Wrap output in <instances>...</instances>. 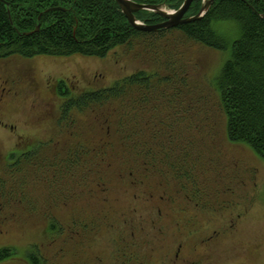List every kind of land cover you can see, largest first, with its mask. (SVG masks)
I'll use <instances>...</instances> for the list:
<instances>
[{
	"label": "rangeland",
	"instance_id": "374dc122",
	"mask_svg": "<svg viewBox=\"0 0 264 264\" xmlns=\"http://www.w3.org/2000/svg\"><path fill=\"white\" fill-rule=\"evenodd\" d=\"M224 25L223 32L233 39L235 26ZM226 58V52L171 30L139 36L104 58L0 59V179L20 188L3 200L5 214L11 211L17 222L26 221L24 234L11 236L20 250L44 230L43 215L49 210L62 226L52 232L68 251L69 258L60 264L71 261L74 250L78 256H101L106 264H122L124 256L132 257L130 264H264V162L245 145L226 138V120L213 84ZM140 71L171 79L156 83L158 93L147 115L136 121L147 124L148 139L144 131L132 135L130 121L119 125L117 113L110 116L109 145L101 119L93 121L88 112L71 111L74 134L58 123L66 101L57 91L59 82L70 96H78L112 87ZM3 90L16 95L2 98ZM4 125H14L17 131L9 133ZM120 128L131 136L121 138ZM153 130L159 140L151 139ZM19 137L41 148L43 167L30 166L11 178L3 155L18 148ZM142 141L161 156L148 162L128 157V145ZM65 155L80 157L71 172L60 173ZM33 159L23 158L15 167ZM91 166L95 168L89 171ZM186 196L208 208L195 210ZM188 219H193L190 229H199L195 238H186ZM213 231L223 236L202 247L198 237ZM179 244L183 246L177 252Z\"/></svg>",
	"mask_w": 264,
	"mask_h": 264
},
{
	"label": "trees",
	"instance_id": "16d2710c",
	"mask_svg": "<svg viewBox=\"0 0 264 264\" xmlns=\"http://www.w3.org/2000/svg\"><path fill=\"white\" fill-rule=\"evenodd\" d=\"M131 1L177 10L184 0ZM202 5L203 0H193L187 15L195 16ZM135 17L146 25L161 21L155 13L147 11H141ZM225 23L235 26L233 39L223 32ZM171 30L179 32L186 40L226 52L227 58L213 81L226 120V138L230 143L245 145L264 162V0H213L199 20L154 33L132 28L114 0H0V59L10 56L27 59L39 56L104 58L112 49L127 45L139 36ZM170 82V78L140 71L112 87L70 96L61 81L57 91L61 97H66V101L60 108L58 123L64 124L68 132L72 129L74 134L76 125L70 117L71 111L88 112L93 121L101 119L105 144L109 145V120L112 114L117 113L119 125L123 120L130 121L129 132L137 136L138 132L144 131L147 138V124H136V121L147 115L148 104L158 93L156 83ZM106 113L109 117L104 118ZM119 131L121 138L131 136L122 128ZM152 133L151 139L159 140L156 130ZM126 151L128 157L141 156L147 162L161 156L148 141L130 143ZM36 154L33 153L34 159L28 160L25 166L21 164L23 166L18 170L25 171L30 166L42 168V161ZM79 157H64L59 164V172H71ZM93 168L89 167V171ZM18 173L15 172L14 178ZM61 227L55 221L51 225L54 231H60Z\"/></svg>",
	"mask_w": 264,
	"mask_h": 264
},
{
	"label": "flooded vegetation",
	"instance_id": "af4514ba",
	"mask_svg": "<svg viewBox=\"0 0 264 264\" xmlns=\"http://www.w3.org/2000/svg\"><path fill=\"white\" fill-rule=\"evenodd\" d=\"M206 1H211L210 2V5H211L213 0H203V3ZM173 11H176V10H173ZM187 12L184 15V18H191L192 16L191 17L188 16ZM139 13L140 12L136 13L135 15L137 16ZM163 21L164 19L161 18V21L158 22L157 20L155 21L154 24H159V23H162ZM2 93H3L1 95L2 98L11 97V96L16 95V93H11V92L6 94L4 90ZM1 101L2 100L0 99V102ZM3 129L4 130L8 129L9 133H15L17 131V127L14 125L5 126ZM19 139L20 140L15 144V146H17L18 148L17 149L15 148L3 155L4 166L6 168L5 171L7 172V176L11 178L14 177V174L16 171L20 172V170L18 169L21 168L23 165H19L18 168L15 167V165L18 164L23 158L25 159L28 156H35L33 155V153H37L36 154L37 157L39 155V149H37V145L32 144L28 146L27 141L25 140L21 141L20 137ZM14 140L16 141V138H14ZM25 165L26 163H24V166ZM13 167H15V170H14V173H11L10 171L13 169ZM251 179L254 180L255 176L253 175ZM15 189L10 188V185L9 184L7 185V181L5 179H0V241H2V243H0V264H60L59 263L60 259L61 260L68 259L69 257L66 256V252L68 251L65 249V246L59 245L58 240H57L58 236L52 232L53 230L51 229V225L54 223V221L56 222V218H53L49 210H46L47 208H50L49 205L48 206L44 205L46 207L45 208L46 211L44 212V215H43L44 225H42L44 227V230L42 229L41 234L37 235L38 237L36 239L29 241L27 244L24 242V244H22V249L20 250V246L18 245L17 241L12 239L11 236H13L15 233H18L19 235H23L25 231V227H26V223H25L26 221L22 223L17 222L16 216L13 213H11V211L9 215H7V213L5 214V210H4L5 202H3V200L5 199H9V198L11 199L15 191H20L19 187L17 188V190ZM186 198L188 199L189 202H194L192 201L191 198H189V196H186ZM15 201H17V203L19 202L18 200H15ZM20 204L22 203L20 202ZM204 207L208 208L206 204H204L203 206V204H201L200 201L193 203V208L197 211H201ZM21 208L26 210L28 214H30L31 216H34L35 213L30 211L31 210L30 208H29V211L25 209V207L23 208V206ZM48 215L50 216V218ZM240 216L241 215H237V217L239 218ZM191 220L193 219H188L185 221L186 228H188L186 238H195L199 234L198 228L196 229L189 228L190 226H192ZM232 224H234V221H232ZM221 234H222L221 231H213L205 238L198 237L197 241H200L199 244L201 243L202 247L209 246V244L211 242H214L215 238L219 237ZM227 234L228 233H226V235ZM68 237L70 239H73V237L71 236H68ZM19 243H21V240L19 241ZM182 246L183 245L181 244L178 245L177 252H180ZM80 253L82 254V252ZM90 257L91 256L86 255V254L82 256H78L76 254V251L74 250L73 255L71 256L72 260L65 261L66 262L65 264H106V261L101 256H92V258ZM119 257L122 259L127 258L126 260L121 261L122 264H130L132 257L124 256L123 258L122 255ZM177 257L178 255L176 254L175 258ZM138 261H135V264H144V262L142 261L138 262ZM188 264H197V263L193 261V262H189Z\"/></svg>",
	"mask_w": 264,
	"mask_h": 264
},
{
	"label": "water",
	"instance_id": "95a60500",
	"mask_svg": "<svg viewBox=\"0 0 264 264\" xmlns=\"http://www.w3.org/2000/svg\"><path fill=\"white\" fill-rule=\"evenodd\" d=\"M117 6L120 9V12L124 15L125 19L129 23V25L138 30L147 33H154L158 30L162 29H171L175 28L179 25H183L186 23H191L193 21L199 20L203 17L206 11L209 8L211 1H206L203 3L197 15L191 18H184L190 4L193 0H184L181 6L176 10H169L163 5H140L132 2L131 0H114ZM57 10V9H53ZM141 11H147L151 13H155L164 19L162 23L155 25H146L143 22L136 19L135 14ZM38 30V27L35 31ZM31 33H27L29 35Z\"/></svg>",
	"mask_w": 264,
	"mask_h": 264
}]
</instances>
